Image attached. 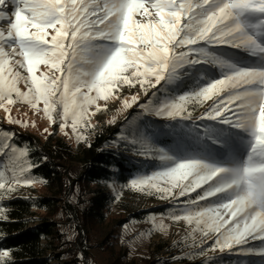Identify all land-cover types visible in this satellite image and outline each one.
<instances>
[{"label": "snow or ice", "instance_id": "1", "mask_svg": "<svg viewBox=\"0 0 264 264\" xmlns=\"http://www.w3.org/2000/svg\"><path fill=\"white\" fill-rule=\"evenodd\" d=\"M150 7L154 13L142 0H0V99L15 92L33 107L42 99L43 112L53 123L60 105L61 130L71 117L76 132L88 105L107 98L113 87L131 83L124 75L130 69L142 87L147 83L156 89L155 97L186 75V66L219 67V78L202 85L197 81L189 92L165 95L145 110L180 125L192 121L187 131L197 141L207 137L216 145L226 144L227 134L235 130L247 147L243 159L213 163L194 150L174 156L155 147L144 132H136L132 142L141 153H157L164 163L161 171L130 183L139 191L155 189L161 199L171 196V218L194 223L191 233H201L200 244L215 234L213 251L218 246L222 252L264 258V0H153ZM137 14L150 18L144 22L134 18ZM49 29L55 30L51 39ZM225 46L243 50L253 63L226 59L220 52ZM42 63L60 74L45 79L32 75ZM14 65L27 68L31 99L16 87L20 73L13 72ZM205 101L211 103L193 120L188 106ZM10 138H0V153L12 161L11 176L0 171V190L5 192L30 184L32 177L26 173L38 166L22 160L28 149L7 143ZM76 138L84 137L77 133ZM161 179L171 187L161 188ZM197 189L201 191L191 199L189 194ZM254 241L260 242L258 247ZM9 260V251H0V264Z\"/></svg>", "mask_w": 264, "mask_h": 264}, {"label": "rangeland", "instance_id": "2", "mask_svg": "<svg viewBox=\"0 0 264 264\" xmlns=\"http://www.w3.org/2000/svg\"><path fill=\"white\" fill-rule=\"evenodd\" d=\"M142 2L147 7L153 0H142ZM154 11L153 9L149 13H154ZM144 16L145 18H143ZM144 16L141 17L137 14L134 18L146 22L150 17L147 14ZM48 31L50 35L47 38L51 39V34H55V30L49 29ZM220 52L226 59L229 58L243 65H249L254 61V58L246 52L231 47H222ZM14 59L22 58L17 56ZM131 71L130 69L124 74L129 77L131 83H121L113 87L107 98L101 96L95 103L88 105L84 121L77 125L76 132L72 130L71 117L68 118L63 130H61L60 124L62 121L57 115L62 110L60 105H57L56 112L52 114L55 121L53 123L43 112L44 103L42 99L34 101L36 106L33 107V104L29 103L27 99L17 96L13 92L10 97L0 99V138L6 134H11V138L6 141L7 143L14 144L18 149H27L29 144H36L37 140L43 143L51 136L63 137L73 148L80 149L88 145L97 133L113 129V133H116L113 147L117 149L119 156L124 157L129 164L141 168L134 179L152 176L153 173L162 170L164 163L158 158L157 153L150 155L141 153L139 144L132 142L136 138V132H144L150 137L155 147L165 148L174 156L178 151L194 150L201 152L204 158L213 163H223L233 158L243 159L247 147L241 139L242 134L235 130L227 134L229 139L226 144L216 145L207 137L197 141L187 131V127L192 125V121H183V125H180L178 120L172 121L157 117L151 111L145 110L164 99L165 95H181L195 88H188L186 85L192 87L194 84L197 85V81L202 85L209 79L219 78L221 74L219 67L214 65L186 66L182 70L186 75L168 85L167 89H161L155 97L152 96V92L156 89L150 88L147 83L142 87L136 78L131 76ZM13 72L20 73L16 80V87L21 92L27 93L29 99H31L33 95V92H30L32 84L27 68L14 65ZM53 73L60 74L55 72V69H52L50 65L42 63L34 68L32 75L39 79H45ZM152 82L154 83V78ZM161 83L163 84V82ZM156 87L160 88V85ZM92 95L95 96L96 93L93 92ZM134 98L135 102H133ZM125 102H128L131 106L125 107ZM210 103L211 101H205L203 105L190 104L188 111L191 110L193 120ZM191 106L196 107V109H191ZM12 121H19V123ZM202 123L211 124L212 122L205 121ZM77 133L84 138L77 140ZM166 141L168 142L166 143ZM5 151H8L11 155L10 149ZM21 159L30 162L28 155ZM113 170L115 176L110 181L102 183L99 188L120 198L121 204L110 207L104 223L95 221L94 224L83 228L82 232L84 233V239H86L84 243L88 245L86 264H107L109 260V251L107 250L110 246L107 245L108 243H112L113 248L126 252L128 257L138 260L141 264L158 258L166 260L188 258L191 263L196 264L213 256L217 259L218 257H224L226 261L223 264H227V261H232V264H264V258L256 255H239L236 251L230 252L227 249L222 252L218 246L214 251L211 250L215 234H210L208 238H205V242L200 244L201 233L199 231L194 234L191 233V230L195 227L194 223L190 225L183 219L176 221L171 218L170 213L174 208L171 196L168 200H157L155 196L160 194L155 189L151 192L145 191V193H126L117 180L118 168L114 167ZM0 171H5L8 176L12 174V161L3 153H0ZM26 175L32 177L30 184L21 183L11 192L0 190V217L6 211V208L1 206L3 200L16 196L25 200H34L35 198L54 194L49 186L31 172V169ZM159 186L161 188L171 187L164 179L159 181ZM95 187L97 185L83 184L79 186V192L76 195L80 194L84 198L88 197L89 191ZM200 191V189H197L196 192L190 193V198L195 199ZM177 192L178 189L172 188V193ZM76 195L71 198L74 199ZM209 199L213 200L215 198ZM200 203L204 204L205 202ZM61 205H64V201L55 208L37 210L34 215L29 216V226H35L44 218L58 220L61 221V230L66 232L68 237L75 238L77 236L75 225L78 223V218L75 216L72 222H69L70 219L66 220L64 207H60ZM163 205L170 206L167 208L169 212L162 214L151 211L142 220L132 218L135 211L152 210ZM161 220L163 221V227L160 226ZM43 243L45 244L46 240H43ZM259 243V241L253 242L254 246L257 247ZM107 247L108 249H106ZM201 249H203V253H201ZM48 255L53 258L51 251L48 252Z\"/></svg>", "mask_w": 264, "mask_h": 264}, {"label": "trees", "instance_id": "3", "mask_svg": "<svg viewBox=\"0 0 264 264\" xmlns=\"http://www.w3.org/2000/svg\"><path fill=\"white\" fill-rule=\"evenodd\" d=\"M188 88L192 87L186 85ZM196 107L191 106V109ZM191 111V110H190ZM116 133L113 129L101 131L95 135L88 145L75 149L63 137L51 136L46 142L36 141V144L27 146L30 163L34 166L31 172L41 179L54 192L50 196H42L34 200H25L13 197L3 200L1 206L6 208L0 217V251L7 250L10 253L8 264H86L88 245L84 243L83 228L94 224L104 223L107 212L113 205L121 204L120 198L110 195L99 186L108 182L115 176L113 168H118L117 180L126 193H145L131 187V181L141 168L129 164L124 157L119 156L117 149L113 147ZM168 141H166L167 143ZM94 184L97 187L89 192L88 197L76 195L79 186ZM75 196L72 199V196ZM157 200L160 195L155 196ZM168 200V199H166ZM64 201V213L66 220L72 222L76 216L78 223L75 225V238L67 236L61 230L58 220L44 218L35 226H29V216L37 210H49ZM170 206H158L152 210L135 211L132 218L142 220L151 211L165 214ZM65 220V221H66ZM46 240V243H43ZM109 251L107 264H141L138 260L128 257L124 251L112 247L108 243ZM91 248L93 246H90ZM51 251L53 258L48 252ZM8 258H6L7 260ZM224 257H211L196 264H223ZM232 264V261L226 262ZM144 264H193L188 258L166 260L162 258L146 262Z\"/></svg>", "mask_w": 264, "mask_h": 264}, {"label": "bare ground", "instance_id": "4", "mask_svg": "<svg viewBox=\"0 0 264 264\" xmlns=\"http://www.w3.org/2000/svg\"><path fill=\"white\" fill-rule=\"evenodd\" d=\"M147 7L149 8V12L150 11H153V9L150 7V5H147ZM143 18H145V16L143 17ZM243 51V50H242ZM244 52V51H243Z\"/></svg>", "mask_w": 264, "mask_h": 264}]
</instances>
